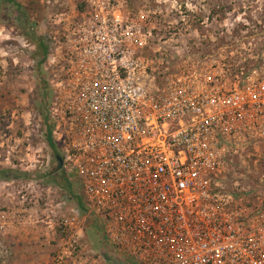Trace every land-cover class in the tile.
Returning a JSON list of instances; mask_svg holds the SVG:
<instances>
[{
    "label": "built area",
    "instance_id": "1",
    "mask_svg": "<svg viewBox=\"0 0 264 264\" xmlns=\"http://www.w3.org/2000/svg\"><path fill=\"white\" fill-rule=\"evenodd\" d=\"M80 2L44 65L64 95L53 133L63 170L112 255L82 246L75 205L52 227V264H264V202L222 183L242 133L264 132V72L158 73L143 14Z\"/></svg>",
    "mask_w": 264,
    "mask_h": 264
},
{
    "label": "rangeland",
    "instance_id": "2",
    "mask_svg": "<svg viewBox=\"0 0 264 264\" xmlns=\"http://www.w3.org/2000/svg\"><path fill=\"white\" fill-rule=\"evenodd\" d=\"M14 1L20 10L0 0V172L28 177L0 179V264H52L60 246L52 227L75 205L82 246L112 255L100 225L80 206L71 176L57 169L55 155L61 153L53 133L60 110L54 109L64 95L54 93L31 39V34L42 38L48 54L54 53L81 21L82 3ZM118 1L127 15H144L152 33L145 56L158 73L203 75L222 65L264 72V0ZM49 129L57 153L46 142ZM222 178L226 190L264 202V132L242 133Z\"/></svg>",
    "mask_w": 264,
    "mask_h": 264
},
{
    "label": "trees",
    "instance_id": "3",
    "mask_svg": "<svg viewBox=\"0 0 264 264\" xmlns=\"http://www.w3.org/2000/svg\"><path fill=\"white\" fill-rule=\"evenodd\" d=\"M5 1L8 2L9 4H12V5L16 6V8L18 10L21 9V6L19 4H17L14 0H5ZM31 39L34 42L35 46L37 47V51L41 54V57L43 58V61H46L47 57L49 56V54H48L49 50H48L47 45L44 43L43 39L39 38V37H36L35 35H32V34H31ZM46 142H47L48 146L55 153H57L55 145H54V142H53V139H52V130L51 129H49L47 134H46ZM55 161L57 162L56 158H55ZM57 169L61 170L60 165H59L58 162H57ZM27 177H28V175L26 173H20L17 176L16 173L11 171V170H6V171H1L0 172V179H2V180H15V179H18V178H27ZM79 204H80V206H82L81 203H79Z\"/></svg>",
    "mask_w": 264,
    "mask_h": 264
},
{
    "label": "water",
    "instance_id": "4",
    "mask_svg": "<svg viewBox=\"0 0 264 264\" xmlns=\"http://www.w3.org/2000/svg\"><path fill=\"white\" fill-rule=\"evenodd\" d=\"M55 158H56L57 162L59 163L61 170H63L62 158L59 155H55Z\"/></svg>",
    "mask_w": 264,
    "mask_h": 264
},
{
    "label": "crops",
    "instance_id": "5",
    "mask_svg": "<svg viewBox=\"0 0 264 264\" xmlns=\"http://www.w3.org/2000/svg\"><path fill=\"white\" fill-rule=\"evenodd\" d=\"M83 234V233H82ZM101 235V234H100ZM83 238H86V237H84V235L82 236ZM101 238H102V235H101ZM100 238V239H101ZM89 251H94V250H91V249H88ZM95 252V251H94ZM96 252H98V251H96Z\"/></svg>",
    "mask_w": 264,
    "mask_h": 264
}]
</instances>
